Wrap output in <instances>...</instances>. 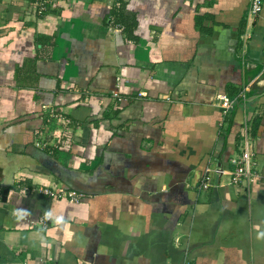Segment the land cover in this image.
<instances>
[{"label":"crops","instance_id":"crops-1","mask_svg":"<svg viewBox=\"0 0 264 264\" xmlns=\"http://www.w3.org/2000/svg\"><path fill=\"white\" fill-rule=\"evenodd\" d=\"M36 1L0 0V264H264V0L254 20L250 0H124L130 36L116 0ZM43 106L67 119L54 153ZM256 116L246 189L231 158ZM59 185L82 197L22 189Z\"/></svg>","mask_w":264,"mask_h":264},{"label":"built area","instance_id":"built-area-1","mask_svg":"<svg viewBox=\"0 0 264 264\" xmlns=\"http://www.w3.org/2000/svg\"><path fill=\"white\" fill-rule=\"evenodd\" d=\"M37 13L39 15L45 14L48 10L54 6L53 0H37L36 1ZM263 7V0H250L248 17L254 20L261 12ZM113 23V22H112ZM119 30H122V26L114 25ZM141 94V93H140ZM114 97H118V92L113 93ZM233 101L222 97L220 98V106L222 107V120L220 122V128L225 129L227 127L228 118L232 114ZM45 111V123L46 127L37 129L34 133L35 144L40 149H45L49 153H54L59 147V142L53 141L52 136L56 135V132L61 137L62 131H65L62 123L67 122L66 116L56 110L54 107L43 106ZM254 136L252 134L251 126L245 123L243 128V134L239 143V152L231 158V164L233 169L230 172L231 183L249 189L255 178L258 176L256 171V162L254 159ZM209 186V177L202 180V187L207 188ZM26 192L34 193L38 192L47 197L58 199L66 198L72 202H78L82 197L81 194L67 190L60 185L57 188L52 189L45 188H29L22 187ZM25 220L32 224L38 225L41 228H46L50 222V217L47 214H42L37 220L25 218ZM183 264H190L185 261Z\"/></svg>","mask_w":264,"mask_h":264},{"label":"trees","instance_id":"trees-1","mask_svg":"<svg viewBox=\"0 0 264 264\" xmlns=\"http://www.w3.org/2000/svg\"><path fill=\"white\" fill-rule=\"evenodd\" d=\"M125 3L126 2L124 0H116L114 6L112 7L110 15L108 16L107 21L112 25L117 24V25L122 26V31L127 33L130 36L134 34L136 23H135L133 14L130 13L128 10H126ZM243 102H245V99L242 98L241 96H238L235 100V104L233 108L234 107L239 108ZM232 113H233V110H232ZM231 121H232V116L228 118V122H227L228 124L225 130H223L224 131L223 133H225L228 130V128L230 127ZM259 122H260L259 116L254 117L251 121V130H252L253 135L256 134Z\"/></svg>","mask_w":264,"mask_h":264},{"label":"water","instance_id":"water-1","mask_svg":"<svg viewBox=\"0 0 264 264\" xmlns=\"http://www.w3.org/2000/svg\"><path fill=\"white\" fill-rule=\"evenodd\" d=\"M1 198H2V200L3 201H5L6 200V196H7V194H8V188L6 187L1 193Z\"/></svg>","mask_w":264,"mask_h":264}]
</instances>
